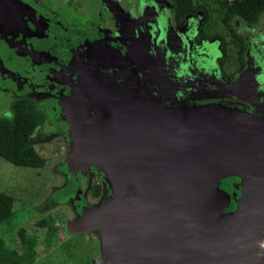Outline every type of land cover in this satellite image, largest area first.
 <instances>
[{
  "label": "flooded vegetation",
  "instance_id": "1",
  "mask_svg": "<svg viewBox=\"0 0 264 264\" xmlns=\"http://www.w3.org/2000/svg\"><path fill=\"white\" fill-rule=\"evenodd\" d=\"M117 1L121 4V0H115L114 3ZM97 2L98 0L96 4ZM57 3L56 0H0V106H3L6 97H9L7 110L9 102L14 98L28 97L41 105V110L47 117L46 124L54 127V130L50 129V133L55 132L54 136L58 137L57 139L60 137L63 145H67L66 149L72 153L71 159L75 160L70 166V172L73 173L71 177L74 178L73 185L77 190L80 192L87 190L91 184L92 174L97 171L88 168L87 164L80 165L77 161L79 151L81 149L84 151L85 142L82 140H87L79 134L84 132L90 136L91 132H95L94 142H102L103 145L101 148L95 146L93 154L103 161L111 156L110 152L117 146L115 140L119 141V134L123 135L125 132L121 127L116 130L101 127L102 123L107 125L114 121L113 114L109 110L104 111L103 107H99L100 111L96 113L95 107L89 100L80 102L78 97L75 99L83 69L98 70L97 67L85 62L86 58L94 54L91 42L97 44L100 42L99 38L104 40L109 36L110 48L113 49V46L118 44L121 51L118 52L119 54L126 52L131 54L127 55L126 74L132 63L136 62L135 71H140L143 76L134 75L136 86L142 85L144 93L152 98L160 97V95L165 97L170 103L157 101L159 107L167 108L179 116L186 114L191 108L207 103L212 104L211 101L199 102L198 99L192 98L198 96L192 87L199 86L202 82L212 81V76L215 78L216 75L217 83H219V73L225 70L230 71V77L221 75L224 80L223 87L219 90L212 89V92L222 97L221 106L231 112H240L246 118L224 121L225 126L234 132L228 133L227 136L235 142L238 153L225 151L228 156L233 157H227L221 166V171L233 175L231 179L234 178V181L224 178L227 180V186L241 191L239 195L241 197L242 189L243 187L245 189L248 183L247 174L255 170L256 156L264 157V149L256 153L258 148L255 149L254 143L252 148L248 146L251 139L253 140L252 135L264 138V127L255 126V118L264 119V12L253 24L245 22L240 24L234 21L236 25H239L237 31L225 26L228 36H231L233 44L237 46V53L233 58L234 53L229 48L225 35L208 34L210 19L207 7L206 14L203 10H197L195 13H186L181 17L179 9L172 0H159L162 7L153 10L150 14L147 13V9H144V13L138 15L129 10L115 15L114 9L118 4L113 5L110 1L112 5L102 2L100 6L99 4L93 6L99 11L95 19L93 16L84 17L82 14L72 15L74 7L61 8L67 16L68 14L72 16V22L69 21L68 25L71 24L77 28L73 35L71 31L66 32L65 26L55 20L54 6ZM62 4L65 3H60V6ZM123 9L126 8L122 7ZM99 13L103 15V18H108L104 28L97 25ZM139 25L142 32L136 31ZM220 36L224 39L220 40ZM87 37L89 39L85 40ZM215 40L218 41L216 44L213 42ZM251 40L254 41L255 47L251 49L252 55H249L245 47ZM243 43L245 47L244 52L241 53L239 49ZM135 44L138 46L136 47ZM136 54L140 56L132 61V55ZM214 57H219V60L216 62ZM227 65H229L228 68ZM206 71L212 76L206 74ZM130 75L133 76V74ZM194 76L200 78H194ZM41 77H44L43 82ZM245 77L251 78L248 85H242ZM160 78H164L170 88L165 87ZM118 80L121 81L123 78L119 77ZM148 85L149 87L146 88ZM81 104L83 110L78 108ZM141 107L147 109L148 106ZM143 119L141 121L146 125L149 119L147 120L145 114ZM45 121L40 126L44 127ZM256 127L259 130L257 135H255ZM110 143L113 144L110 146ZM255 143L258 144L256 141ZM71 144L74 145L73 148ZM87 147L89 155H92L91 146L88 144ZM258 147H260L259 144ZM189 162V158H186L182 165L189 166H183V168L192 171ZM152 164L150 163V166H153ZM196 164L200 171L205 172L203 162L198 161ZM79 166L83 167L79 168ZM98 172L104 178L94 185V190L97 191L98 188V196H94L97 197L98 202L93 203V206H106L116 189L113 183L106 179L105 173ZM254 176L257 177L255 173ZM99 185L100 187H97ZM254 187L252 190L255 189V200H252V205L256 206L255 202L259 201L263 194L259 193L258 185L255 184ZM237 191L230 192L229 195L223 191L225 192L223 196L231 202L237 196ZM211 201L218 205L216 200L207 198L204 200L206 204H211ZM158 202L159 200H145L139 204L131 203V205L137 204L143 207L133 209V212H130V209L127 210L126 228L135 234L139 233L142 250L144 249L142 243L146 241L150 243L152 250L157 248V235L159 231H163V220L165 217H171L170 211L165 214ZM84 205V203L80 205L81 209ZM81 209L78 210L76 207V212L79 213ZM172 212L176 215L178 211ZM96 224L95 227L100 229ZM166 225L170 223L167 222Z\"/></svg>",
  "mask_w": 264,
  "mask_h": 264
},
{
  "label": "rangeland",
  "instance_id": "2",
  "mask_svg": "<svg viewBox=\"0 0 264 264\" xmlns=\"http://www.w3.org/2000/svg\"><path fill=\"white\" fill-rule=\"evenodd\" d=\"M96 1L97 0H56L58 3L54 6L56 10L54 11L56 15L55 20L65 26L66 32L71 31L73 34L74 30L77 28L73 27L71 24L68 25L69 21L72 22V16L70 14L67 16L61 8L74 7L75 9L72 12V15L82 14L84 17L93 16L95 19L97 12H99L98 8L93 7L96 4ZM110 1L113 5L118 4L114 9L115 15L122 12H128V10L129 12L138 15L144 13V9H147V13L150 14L153 10L162 7L159 0H121V4H119L118 1L114 3L115 0H98L97 4L100 6L104 2H108L112 5ZM59 2L65 4L60 6ZM202 3L206 5L209 12L210 25L207 31L208 34L225 35L230 45L229 48H231L232 53H234V58L235 53H237V46L233 44L231 36H228V30L222 22L220 3L216 0H203ZM41 6L44 7L46 5ZM122 7L126 9L122 10ZM107 19L108 18H103V15H100L99 13V18L97 17V20H99V24L97 22L98 27L100 25L101 28H104ZM116 22H118V20ZM140 26L141 25L136 28L137 32L140 30ZM77 36L78 35H76V37ZM88 39L89 37L85 40ZM110 39L111 38L108 36V38L105 37L104 40L103 38H99L100 42L97 44L93 43V41L91 42L94 54L92 57L86 58L85 62L93 65V67H97L98 70H94V68L83 69L81 81L77 86L78 95L75 99L78 97L80 102L83 100H89L93 107H95L96 113L100 111L98 110L99 107H103L104 111L109 110L113 114L115 120L107 125H103L102 123L101 127L113 130H116V128L119 127L125 129L126 126H128L127 124H129L127 122L128 119H131L132 115L137 116L139 107L149 106L156 109V104H158L157 101H161V103L170 102L167 101L165 97H161V95L160 97L153 96L152 98L144 93L145 91L142 85L139 87L136 86L134 75L138 77L143 76L140 71H135V69H137L136 62L132 63V66L130 65L133 60L140 56V54L132 55V61L129 64L130 68H128L129 71L126 74L127 55L129 56L131 54L128 52L119 54L118 52L121 51L118 48V44H115L113 49L110 48L108 46ZM213 42L216 44L218 41L215 40ZM135 46L137 47L138 44H135ZM254 47L255 44L253 40L248 42V46L245 48L249 55H252L251 49ZM215 58L216 57H214V59ZM218 60L219 57L216 58V62ZM218 66L221 68L220 65ZM228 66L229 65H227V68ZM108 70L109 73H107ZM205 73L208 75L210 74L208 71ZM130 74H133V76ZM219 74L218 79H220V85L217 83V75L215 79L214 76L210 74L213 77L212 81L202 82L199 86L195 85V87H192L194 89L193 91H196L198 95L192 98L198 99L197 101L199 102L206 100L209 102L211 101L212 104L207 103L187 110L186 114L181 115L182 119L180 123L178 122V118L174 119V124L179 123L182 133L185 136L180 139L186 143L183 149L177 151V155L179 154V156H181L183 154V156L189 158L195 156L201 151L202 153L213 152L218 145H220L222 149V151L219 152V155H223L225 151L233 154L238 153L237 149H235V142L227 136L228 133L233 134L234 132L225 126L224 121L243 120L246 118L241 115L240 112H231L224 106H221L222 97L212 92V89L219 90L223 87L224 80L221 78V75H224V77L229 75L230 77V71L225 70ZM119 77H122L123 80L119 81ZM43 78L44 77H41V82H43ZM194 78L200 77L194 76ZM248 81H251V78L245 77L242 85H248ZM148 87L149 85L146 88ZM80 92L82 94H80ZM8 101L9 97H6L5 101H3V106H0V116L10 114L9 110L6 108ZM82 104L78 107L80 110H83ZM138 114L142 115V112ZM46 122L47 120L45 121L44 127L38 126L33 135V143L36 149L41 155L47 158V164L45 167L31 168L17 166L0 157V190L9 192L16 197L15 213L10 219L0 224V237L5 238L11 245L16 246L22 251L24 247L22 246L23 244L21 245L18 230L21 227L25 228L26 235L34 237L37 242L35 251L32 254L34 257V264H96L97 262H100V264H110V262L115 261V258L120 252V248L112 246L113 248L110 251L107 247L109 237L103 232V225H100L103 230L102 228L99 229L95 227V218H89L87 215L89 210H92L93 215L99 216L100 212L96 214L93 209L100 211L108 207L93 206V203L95 204L98 202L96 199L97 197H94L98 196V192L94 190V185L100 183L104 178L99 175L98 171L105 173L106 179L109 180L108 173L103 166L87 163V157L84 153H80L79 156L85 157V162L77 160L80 162V165L81 163H84V166L87 164L88 168H93L97 171L92 174L93 177L90 180L91 184H89L90 187L93 184L91 188L89 187L87 190L84 189V191L80 192L75 187L76 191H73L72 184L74 178L71 177L73 173L70 172V166L75 160L71 159L72 153L66 149L67 145H63L60 137L57 139L58 137L54 136L55 132L50 133V129L54 130V127L51 124L47 125ZM255 126L264 127V119L255 118ZM72 133H74L73 130ZM201 133L211 135L213 138H216L214 139L216 141L212 142L209 138L208 141H205L207 137L201 138L200 136H197V134L200 135ZM251 138L255 140L256 137L252 135ZM257 139L264 142L260 136H257ZM253 140L251 139L248 144L250 148H252V144L255 143ZM73 147L74 145L71 144V148ZM171 157L172 155H168L169 159H171ZM201 162H203L205 172L200 171L198 166H194L193 171L195 174L191 172L193 174L192 176V174L189 173L192 177H190V180L193 179V182L201 183L204 188L206 187L208 189V178L213 177L212 167L207 161ZM81 167L83 166H79V168ZM226 176L229 177L227 178ZM232 176L233 175L223 171L221 176H219V181L215 188L221 190L223 195L225 192L229 195L230 192L238 190L227 186L226 179H231L230 177ZM231 181H234V178H232ZM139 190L140 188L133 183L129 184L127 188L128 193L132 194H137ZM238 191L237 196L234 197L235 199L233 198L231 202L228 198H224V196L221 200H218V198L216 199V202H221L223 204L222 208L218 211L220 216L225 217L231 215L236 213L238 208H240L241 197L239 195L241 191ZM243 192L244 187L242 189V194ZM115 194L116 192L114 195ZM204 200L205 199H201V201L191 210L190 214H196V216H192V220L194 219L196 223H199L198 218H201L202 211L206 210H202L201 207L203 205H200ZM83 203L85 205L81 209L80 205H83ZM87 203H91L92 205ZM76 207L78 210L81 209L79 213L76 212ZM133 209L135 210L136 208L130 207V212H133ZM80 218H82L78 224L80 228L76 229L73 222H76ZM92 224H94V226L88 227ZM50 226L53 227V231L49 229ZM81 227H88L89 229L86 231ZM201 229L200 226V230ZM133 242L138 243L139 240L135 239ZM156 252L160 253V250L157 249ZM157 256L159 255L157 254Z\"/></svg>",
  "mask_w": 264,
  "mask_h": 264
},
{
  "label": "water",
  "instance_id": "3",
  "mask_svg": "<svg viewBox=\"0 0 264 264\" xmlns=\"http://www.w3.org/2000/svg\"><path fill=\"white\" fill-rule=\"evenodd\" d=\"M161 80L165 87L170 88L164 78H160ZM156 105V109L149 106L147 109L138 108V113L142 112V115L137 113V116L132 115L131 119H128L125 134H119V141L115 140L117 146L112 149L111 156L106 160L102 161L93 154L95 146L101 148L103 145L102 142H94L95 132H91L90 136L84 132L79 134L87 138L82 140L85 142L84 151L81 149L79 153H84L88 163L103 166L116 189L117 195L109 200L106 209L100 211L93 209L96 214L100 212L99 216L93 215L92 210L87 211L89 218H95L94 222L97 224H94L100 229L102 228L100 225H103L102 230L109 237L107 247L110 251L112 246L120 248L115 261L110 264H264V157L256 156L255 170L245 176L248 183L236 213L220 216L218 211L222 208L221 202L218 205L214 204V201L208 203L209 205L204 202L200 205H203L202 210H206L202 211L201 218L197 220L199 223H196L194 219L192 220V216L196 214L190 213L201 199L223 198L221 190L215 187L222 173V162L233 156H228L225 152L219 155L222 149L218 145L213 152L201 151L189 157L192 171L186 170L181 164L187 157L185 158L183 154L177 155V151L183 149L186 144L180 139L185 137L179 125L182 116ZM144 114L147 120L149 119L146 125L141 121L144 120ZM177 118L179 123L174 124V119ZM258 127L255 128V135L259 134ZM197 136L207 137L205 141H208V138L212 142L216 141L214 140L216 138L206 133ZM255 141L260 146L254 143L255 149L258 148L256 153L259 150L261 152L264 149V142L257 137ZM88 144L91 146L92 155L88 153ZM168 155H172L171 159ZM78 160L83 162L85 157L79 156ZM198 161H207L212 167L213 177L208 178V189L201 183L190 180L191 174L194 173L193 167L197 166ZM150 163H153V166H150ZM131 183L140 188L137 194L128 193L127 188ZM255 184L263 196L255 202L256 206H253L255 189L252 188ZM145 200H159L158 203L164 213L167 214V211L171 213V217H165L163 220V231L158 232V245L154 250L147 241L142 243L144 245L142 250L140 242H133L135 239L140 240L139 233L135 234L126 228L127 210L130 207L140 209L143 206L137 204ZM133 201L137 204L131 205ZM172 211L178 212L174 215ZM81 219L73 222L76 229L80 228L78 224ZM167 222L171 226L166 225ZM157 249L160 253L156 252Z\"/></svg>",
  "mask_w": 264,
  "mask_h": 264
},
{
  "label": "trees",
  "instance_id": "4",
  "mask_svg": "<svg viewBox=\"0 0 264 264\" xmlns=\"http://www.w3.org/2000/svg\"><path fill=\"white\" fill-rule=\"evenodd\" d=\"M178 12L183 17L186 13H195L203 10L207 13L206 6L200 0H172ZM203 1V0H202ZM220 3L222 22L230 30L238 29L237 23H255L264 12V0H216ZM206 21V20H205ZM220 36V40H222ZM239 52H244V46ZM9 115L0 116V157L10 161L14 165L43 168L47 164V158L39 153L33 143V134L38 126L45 121L46 114L41 110V105L28 97L14 98L8 105ZM100 187V186H99ZM72 190L75 186L72 184ZM98 192V188H97ZM16 197L4 190H0V224L10 219L15 213ZM41 222V221H40ZM54 230L53 227H49ZM21 251L11 245L5 238L0 237V264H34L33 252L36 248V240L26 235L25 228L18 230ZM21 248V247H20Z\"/></svg>",
  "mask_w": 264,
  "mask_h": 264
}]
</instances>
